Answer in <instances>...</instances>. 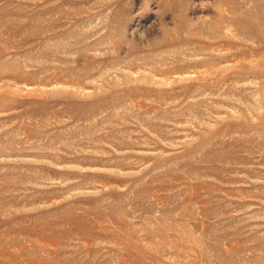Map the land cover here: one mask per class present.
<instances>
[{"label":"rangeland","instance_id":"obj_1","mask_svg":"<svg viewBox=\"0 0 264 264\" xmlns=\"http://www.w3.org/2000/svg\"><path fill=\"white\" fill-rule=\"evenodd\" d=\"M0 264H264V0H0Z\"/></svg>","mask_w":264,"mask_h":264}]
</instances>
